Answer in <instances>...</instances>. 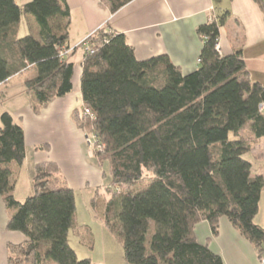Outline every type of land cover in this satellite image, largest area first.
Instances as JSON below:
<instances>
[{"label":"trees","instance_id":"trees-1","mask_svg":"<svg viewBox=\"0 0 264 264\" xmlns=\"http://www.w3.org/2000/svg\"><path fill=\"white\" fill-rule=\"evenodd\" d=\"M131 1L100 0L112 13ZM229 14L199 28L201 62L189 74L165 56L138 60L126 37L107 29L86 42L92 51L85 50L82 61L83 108L72 120L93 137L99 163L109 164V197L99 208L96 191L91 207L128 264H224L209 241L201 243L196 235L207 222L218 237L223 219L264 259V227L255 223L264 175L255 174L245 158L264 139V86L249 79L241 50L226 56L216 49ZM26 15L35 18L37 35L19 36ZM70 16L67 0H0V104L2 85L18 74L26 76L37 115L72 92ZM26 158L23 125L3 112L0 196L10 212L8 230L26 237L8 245V263L94 264L70 245L71 231L89 250L94 236L77 222L76 193L56 163L37 164L34 193L23 202L14 197Z\"/></svg>","mask_w":264,"mask_h":264},{"label":"crops","instance_id":"crops-1","mask_svg":"<svg viewBox=\"0 0 264 264\" xmlns=\"http://www.w3.org/2000/svg\"><path fill=\"white\" fill-rule=\"evenodd\" d=\"M16 1L25 4L31 0ZM261 1L262 4L257 0H133L112 13L100 0H67L71 16L66 59L75 64L72 92L55 100L37 115L29 104L24 74L13 76L1 87L5 96L0 104L2 111L11 113L22 123L27 148L26 162L15 182L14 197L23 202L34 193V167L45 162L56 163L75 192L92 193L103 185V173L94 154V140L89 145L87 138H91L72 120V113L83 108L84 43L97 31L107 29L123 34L140 61L165 56L184 74H189L198 69L204 47L199 28L219 21L229 12L219 29L218 45L222 54L227 56L241 50L249 79L264 86V0ZM24 19L32 34L37 35L39 27L31 15L22 18L19 31ZM79 48L83 49L80 54ZM41 145L48 146V149L36 150ZM254 150L258 155L264 151V139ZM254 172L264 175V165L256 164ZM23 173L26 183L22 181ZM93 213L97 217L94 210ZM257 216L255 223L258 224ZM9 218L4 197L0 196V264H9L8 245L26 241L23 234L8 230ZM196 235L201 243L209 241L210 248L222 257L224 264H263L264 259H259L252 245L226 219L221 221L218 237H212L207 222L197 226ZM106 239L107 243L100 247L102 256L95 255L97 242L93 250L85 247L84 255L94 264H128L115 238L109 233Z\"/></svg>","mask_w":264,"mask_h":264},{"label":"rangeland","instance_id":"rangeland-1","mask_svg":"<svg viewBox=\"0 0 264 264\" xmlns=\"http://www.w3.org/2000/svg\"><path fill=\"white\" fill-rule=\"evenodd\" d=\"M26 20L24 19L21 25V29L19 31V36H25L27 34L32 33V29L28 25ZM79 54L83 52L82 48H79ZM2 107L0 106V116L2 114ZM247 133L244 132L243 136H246ZM90 140H93L92 137H90ZM236 137L231 134L230 139H235ZM101 150H103V147H98ZM245 158L249 161H251L254 164V168L256 164L259 166L264 165V158L258 157V154H255V150H253L251 153H248ZM258 162V163H257ZM98 165L101 168V171L103 173L102 176V181L103 185L99 189L93 190L91 193L90 191H77L76 193V218L77 222L80 225H85L89 226L91 229V232L93 233L94 236V243L97 244L96 246V252L95 255L97 256H102V251H100V247H102V244L107 243L106 237H108L109 233L107 232L103 222L98 218L94 216L93 209L91 207L92 204V198L95 196L96 191L99 193L100 199H98V207L102 208L104 201L106 198L109 197V195L106 192L105 186L109 184L110 182V175H108V169H109V164L106 162L103 165L99 163L98 160ZM104 172H107L106 178L104 177ZM22 181L26 183V175L23 173L22 176ZM26 200V199H25ZM263 220V221H262ZM257 221L260 222L258 223L259 226L264 227V193H263V198H262V204H261V210L260 213L257 216ZM257 224V223H256ZM112 236V235H111ZM70 245L76 250L79 258H85L86 256L84 255L86 253V248L83 247L81 244H79V239L74 236V232L71 231L70 233ZM95 245V244H94ZM109 246H107L108 248ZM111 248V247H109ZM120 250L124 252L123 248L120 247ZM97 261V260H96ZM94 263V262H93Z\"/></svg>","mask_w":264,"mask_h":264},{"label":"built area","instance_id":"built-area-1","mask_svg":"<svg viewBox=\"0 0 264 264\" xmlns=\"http://www.w3.org/2000/svg\"><path fill=\"white\" fill-rule=\"evenodd\" d=\"M86 42H87V41H86ZM86 42L84 43V46L86 47L85 50H86V51H92L91 48H90L88 45H86ZM216 49H217V51H218L220 54H222V51H221V48L219 47V45H217ZM200 62H201V59L198 60V63H200ZM260 109H261L262 111H264V106H263V105L260 106ZM86 113L89 114L90 111H89V110H86ZM87 141H88L89 145H91L92 142H91V140H90L89 138H87ZM93 145H94V144H93ZM262 263L264 264V260L262 261Z\"/></svg>","mask_w":264,"mask_h":264}]
</instances>
